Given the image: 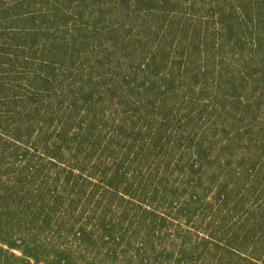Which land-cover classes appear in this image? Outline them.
<instances>
[{
    "label": "trees",
    "instance_id": "obj_1",
    "mask_svg": "<svg viewBox=\"0 0 264 264\" xmlns=\"http://www.w3.org/2000/svg\"><path fill=\"white\" fill-rule=\"evenodd\" d=\"M0 264H264V0H0Z\"/></svg>",
    "mask_w": 264,
    "mask_h": 264
}]
</instances>
